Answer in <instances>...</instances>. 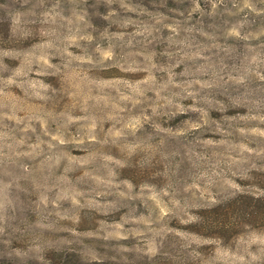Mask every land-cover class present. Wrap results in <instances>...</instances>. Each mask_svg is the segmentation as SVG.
Returning <instances> with one entry per match:
<instances>
[{"label":"rangeland","instance_id":"1","mask_svg":"<svg viewBox=\"0 0 264 264\" xmlns=\"http://www.w3.org/2000/svg\"><path fill=\"white\" fill-rule=\"evenodd\" d=\"M0 264H264V0H0Z\"/></svg>","mask_w":264,"mask_h":264}]
</instances>
